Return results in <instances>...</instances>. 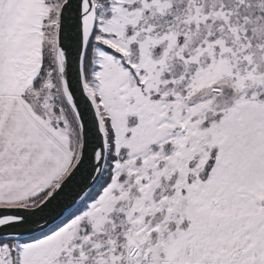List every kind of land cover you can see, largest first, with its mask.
Returning <instances> with one entry per match:
<instances>
[{
  "label": "snow or ice",
  "instance_id": "1",
  "mask_svg": "<svg viewBox=\"0 0 264 264\" xmlns=\"http://www.w3.org/2000/svg\"><path fill=\"white\" fill-rule=\"evenodd\" d=\"M0 264H264V0H0Z\"/></svg>",
  "mask_w": 264,
  "mask_h": 264
}]
</instances>
